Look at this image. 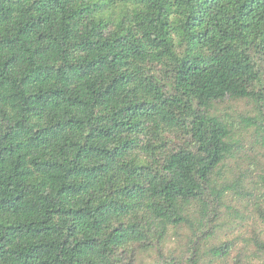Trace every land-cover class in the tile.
<instances>
[{
	"label": "trees",
	"instance_id": "trees-1",
	"mask_svg": "<svg viewBox=\"0 0 264 264\" xmlns=\"http://www.w3.org/2000/svg\"><path fill=\"white\" fill-rule=\"evenodd\" d=\"M0 264H264V0H0Z\"/></svg>",
	"mask_w": 264,
	"mask_h": 264
},
{
	"label": "rangeland",
	"instance_id": "rangeland-1",
	"mask_svg": "<svg viewBox=\"0 0 264 264\" xmlns=\"http://www.w3.org/2000/svg\"><path fill=\"white\" fill-rule=\"evenodd\" d=\"M239 105L241 111H247V107L245 104L240 103Z\"/></svg>",
	"mask_w": 264,
	"mask_h": 264
}]
</instances>
